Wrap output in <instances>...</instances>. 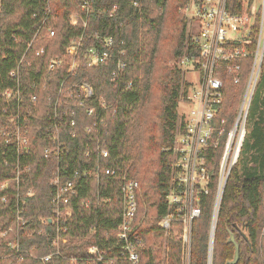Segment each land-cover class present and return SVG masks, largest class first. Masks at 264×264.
Returning a JSON list of instances; mask_svg holds the SVG:
<instances>
[{
	"label": "trees",
	"instance_id": "obj_1",
	"mask_svg": "<svg viewBox=\"0 0 264 264\" xmlns=\"http://www.w3.org/2000/svg\"><path fill=\"white\" fill-rule=\"evenodd\" d=\"M110 1H121L124 6L114 16L96 9L88 16L84 29L83 0H0V91L15 88L10 72L26 51V43L34 37L44 11L50 7L55 16L49 20L55 29L54 37L46 38L45 29L41 33L39 45L45 47V54L30 57L32 65L23 75L26 91L38 96V104L25 123L32 142V151L25 159L33 165L28 186L34 188V195L25 206L26 224L21 230L20 248L25 256L17 261L16 250L1 238L0 264H70V255L76 257L78 264H108L109 260H113L112 264H131L121 257L122 243L117 238L123 174L140 185L135 227L143 247L138 264H185L182 241L177 234L166 235L159 223L169 212L172 147L184 127L178 105L191 87L184 79L185 72L177 65L186 56L199 55L185 12L190 0H148L149 7L142 16L133 13L127 0H99V5H108ZM73 16L77 18L75 24H72ZM122 21L126 23L124 26ZM258 31L259 24L250 40L253 49ZM96 35H113L123 40L127 67L121 78H112L111 63L81 65L68 72L67 59L57 71L47 70L48 61L64 56L73 41L83 36L81 49L84 50L96 42ZM85 82L93 88L94 95L84 103L96 108L98 118L87 116L82 107L75 108L73 114L63 115L62 106L61 140L68 151H60L57 156L45 152V148L55 146L47 131L50 128L47 118L53 115L52 103L57 101L59 90L62 88L59 103H71L66 98L69 89L78 90ZM238 94L228 83L226 109L230 118L235 114ZM102 101L106 107L101 105ZM3 103L0 99V125L5 119L1 111ZM72 118L77 120L75 137L70 133ZM95 121H103L99 134L86 131ZM102 141L110 152L102 164L117 169L118 173L99 181L80 179L77 194L66 206L73 210V215L61 223L67 228L66 233L61 232L67 239L62 256L45 262L42 257L55 249L57 225L50 223L40 233L38 219L54 215L52 174L59 167L64 175L70 176L74 169L84 166L85 152L95 159ZM213 154L217 162L221 147ZM9 157L14 155L9 153ZM4 158L0 154V169ZM214 196L212 188L203 198L201 216L193 222L189 264H209ZM86 199H90L88 207ZM13 212V200L8 204L0 200V229L15 223ZM93 246L105 253L104 260H96V255L89 252ZM236 246L239 258L235 264H264V63L261 81L250 104L240 156L222 195L212 264L233 260Z\"/></svg>",
	"mask_w": 264,
	"mask_h": 264
},
{
	"label": "built area",
	"instance_id": "obj_2",
	"mask_svg": "<svg viewBox=\"0 0 264 264\" xmlns=\"http://www.w3.org/2000/svg\"><path fill=\"white\" fill-rule=\"evenodd\" d=\"M128 6L139 16L148 9V0H127ZM194 5L193 14L189 15L191 5ZM124 3L121 1L109 2L108 5H99V0H83L81 10L85 15L82 23L84 29L88 16L96 9L114 16L120 11ZM252 0H190L185 7L193 29V40L199 49L198 57H184L179 68L191 71L194 79L189 80L191 87L186 97L180 102L185 105V111L180 115L183 130L180 131L172 147L174 159L171 163L172 181L167 201L169 212L162 218L159 225L166 234L177 231L185 252V264H189L192 243L193 222L201 216L202 201L205 196L215 190L212 224L210 232V249L213 250L212 229L216 227L218 211L226 182L232 168L237 164L243 141L246 135V122L252 98L261 81L264 63V0L257 11H253ZM36 16V15H35ZM54 16L48 7L40 17V26L34 37L26 43V51L16 67L11 70L10 77L15 81V88L0 91V99L5 103L1 108L5 115L0 125V154L5 156L1 161L0 169V200L8 204L14 203L15 223L0 229V239L4 238L8 245L16 250V260L24 259L25 252L20 248L21 230L26 224L25 206L27 200L34 195V188L29 185L32 178V163L25 159L32 151V142L29 138L27 115L36 108L38 96L28 93L24 86L23 75L25 69L32 65L30 57H42L45 47L39 45L41 33L45 29V37L51 39L55 29L49 25ZM55 17V16H54ZM77 22L72 17V24ZM126 23L121 22L124 26ZM259 24V31L255 35V48L250 47V40L254 38V30ZM49 25V26H48ZM96 42L81 49L83 36L73 41L62 57L51 58L47 63V70L55 72L68 59V72L81 65L87 67L99 64H112L111 76L114 80L123 76L127 67L125 60L126 50L123 40L115 36L95 37ZM183 70V69H182ZM228 83L238 91L239 100L235 114L230 118L226 107V90ZM58 99L52 103L53 115L47 120L50 128L47 130L54 141L53 148H45V152L57 156L60 151H68L61 140V107L63 115L74 113L75 108L82 107L87 116L97 117L96 108L87 106L84 102L93 97V88L88 83H82L78 90L69 89L66 98L71 103H59ZM51 97H49V100ZM14 102V103H12ZM101 105L106 107L102 101ZM74 108V109H73ZM225 111L227 113H225ZM62 119V118H61ZM103 122V121H101ZM101 122L88 125L89 133L101 132ZM76 118L70 120L71 135L77 136L74 127ZM221 147L218 161L214 160V151ZM93 159L90 152H85V164L74 169L70 176L62 173L58 167L52 174L51 186L54 215L40 217L39 232L42 233L48 224L57 225L54 238V251L44 257L45 262L51 261L54 256H62L67 239L61 234L67 228L61 223L70 219L73 210L66 207L71 198L77 194V185L80 179H96L113 177L118 171L112 167H105L103 159L110 157V152L99 143ZM9 153L14 157L10 158ZM217 176V180L214 179ZM122 198V211L117 230V238L122 243L120 255L131 264H138L143 240L136 230V218L139 211L137 195L140 190L139 182L123 174L119 187ZM99 201V200H98ZM90 199L85 200L88 207ZM214 241V238H213ZM89 252L96 255V260L105 259V253L98 247L89 248ZM70 264H78L76 257L70 255ZM109 260L108 264H112Z\"/></svg>",
	"mask_w": 264,
	"mask_h": 264
},
{
	"label": "rangeland",
	"instance_id": "obj_3",
	"mask_svg": "<svg viewBox=\"0 0 264 264\" xmlns=\"http://www.w3.org/2000/svg\"><path fill=\"white\" fill-rule=\"evenodd\" d=\"M252 1H253V8L252 9H253V11H257V9H258V7H259V5L261 3V0H252ZM193 12H194V5L192 4L191 5V10H190V13H189L190 17L193 14ZM189 31L190 32L193 31L191 25H189ZM187 66L188 65H186V68L184 67L182 69L185 72L184 73V79L189 82V80L194 79V76H193L191 71H188V67ZM185 109H186L185 105L183 106V103H179L178 110H179V114L180 115L185 111ZM176 232L177 231H171L170 233L176 234ZM166 235H168V234H166ZM210 264H212V259H211Z\"/></svg>",
	"mask_w": 264,
	"mask_h": 264
},
{
	"label": "water",
	"instance_id": "obj_4",
	"mask_svg": "<svg viewBox=\"0 0 264 264\" xmlns=\"http://www.w3.org/2000/svg\"><path fill=\"white\" fill-rule=\"evenodd\" d=\"M214 231H215V229L213 228L212 229V238H211V241L213 242V238H214ZM231 240L233 241V237L231 238ZM236 253H235V256H234V259L233 260H231V261H229V262H227L226 264H235L237 261H238V258H239V254H238V246H236ZM211 259H212V247H211V249H210V254H209V264H210V262H211ZM101 264V263H100Z\"/></svg>",
	"mask_w": 264,
	"mask_h": 264
},
{
	"label": "bare ground",
	"instance_id": "obj_5",
	"mask_svg": "<svg viewBox=\"0 0 264 264\" xmlns=\"http://www.w3.org/2000/svg\"><path fill=\"white\" fill-rule=\"evenodd\" d=\"M214 229H215V226H214Z\"/></svg>",
	"mask_w": 264,
	"mask_h": 264
}]
</instances>
